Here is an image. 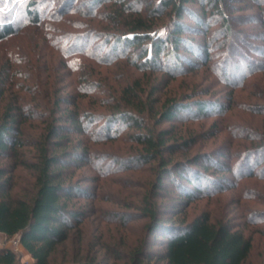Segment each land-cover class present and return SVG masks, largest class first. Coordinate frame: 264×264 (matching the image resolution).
Here are the masks:
<instances>
[{"label":"trees","instance_id":"obj_1","mask_svg":"<svg viewBox=\"0 0 264 264\" xmlns=\"http://www.w3.org/2000/svg\"><path fill=\"white\" fill-rule=\"evenodd\" d=\"M69 1L64 0L59 14L70 13L73 3ZM251 1L260 6L258 0ZM103 3L108 4L105 12L92 11L94 5ZM19 4L22 24L17 15L0 10V42L16 35L23 24L39 26L37 3L21 0ZM231 4V0L80 1L74 11L98 22V30L91 29L84 36L95 35L107 49L93 56L97 64L114 67L121 62L120 66L141 73L124 85L109 69L99 85L83 75L77 93L74 86L70 92L64 93L63 87L58 92L53 81L36 94L20 84L13 86L7 62L0 68V234L17 236L32 264L247 263L252 235L264 240V227L257 226V220L264 218V186L256 194L245 193L237 199L236 221L224 213L215 216L208 209L187 221L184 211L190 201L233 189L236 183L230 178H237V184L252 178L264 181V85L257 84V94L251 97L259 101L246 109L259 123L247 135L217 127L193 133L187 127L209 113L222 115L233 107L232 90L226 97L212 99L206 97L213 96L206 87L196 90L198 85L192 88L191 83L200 68L209 67L211 48L205 36L210 27L221 24L223 39L218 46L236 36L225 13ZM89 7L90 11H83ZM211 17L215 23H210ZM260 25L264 26V20ZM231 46L236 49L237 43L231 40ZM70 48L62 60L77 52ZM249 48L264 59V47ZM230 53H225L219 71L224 82L234 80L238 71ZM252 63L258 64L256 72L264 76V62ZM99 73L96 70L95 75ZM177 77L191 79L185 92L170 88ZM99 90L104 99H98ZM81 91L83 97H79ZM85 96L101 112L86 110L81 101ZM181 114L186 115L185 123L178 126L175 118ZM215 129L217 134L225 132L229 139H238L235 146L189 154ZM106 143L121 144V153L104 155L105 160L115 158L114 165H122L120 171L150 173L148 181L139 185L142 191L122 198L116 210L95 203L110 202L104 195L99 198L102 185L90 189L74 180L77 170L96 158L99 150L92 145ZM143 165L149 167L141 169ZM19 170L29 172L24 185L17 182ZM77 194L86 201L77 199ZM166 197L174 200L169 202L172 205L158 203ZM132 218L146 222L129 240ZM0 264H17L15 254L0 249Z\"/></svg>","mask_w":264,"mask_h":264},{"label":"rangeland","instance_id":"obj_2","mask_svg":"<svg viewBox=\"0 0 264 264\" xmlns=\"http://www.w3.org/2000/svg\"><path fill=\"white\" fill-rule=\"evenodd\" d=\"M20 1L21 0H19V2H17V0H0V10L1 12L8 10V14L17 15L20 24H22V17L20 18V15H24H22L23 6L19 4ZM26 1L28 0H25V2ZM29 1L36 2L38 11L41 12L39 26L23 24L20 26L16 35L9 36L0 42V68H2L6 62L10 65V72L14 76L13 80L15 81L13 86L14 84L15 86L20 84L22 85L21 87H28V90L37 94V89H43V92L44 85L47 82L54 81L56 83L55 87L59 89L58 92H60L62 87L66 89L64 93L70 92L72 89L71 87L74 86L77 89V93L80 90V80L83 75L93 77L95 83L98 85L105 77V72L109 69L113 71L114 78L117 79L119 85H124L128 83L127 81H132L141 76V73L135 70L123 67V65L120 66L118 63L121 62H118V66L115 65L114 67H103L97 64L93 56H97L96 54H98V52L100 53L103 49L102 41L97 39L95 35L84 36V34L89 33L91 29L98 30V22L94 18L84 16L79 10L74 11V9L78 7V3L82 0H70L69 2L73 3L70 13L64 15L58 13L64 0ZM258 1L260 3L259 7H256L251 0H231L232 4L230 7L232 8L226 10L225 13L230 18L231 27L233 28L232 30L236 32V36L228 37L227 35L226 37H228L230 43L227 42L224 46H218L219 42L223 39L221 24H214L211 26L209 33L205 36L211 48L207 64L209 67L200 68L198 75L192 78V81L189 77H185L184 79L183 77H177L176 80L170 84L172 90L180 93L182 91L185 92V84H189V81H191L193 84L192 88L198 85V88H194L196 90L200 89V87H206L211 95H213L209 96V94L206 97H211L212 99L226 97V93L232 90L233 107L222 115L218 112H214V114L209 113L203 121L189 122L187 127L190 128L189 130L193 133L203 132L210 130V128L217 127L218 129L232 128L235 129L237 133L244 132L247 135V133L251 131L250 129L257 128L259 124L258 118H252V116L246 112L249 105L256 103L258 100L251 97L253 94H257V84L264 85L261 81V79H264V76L262 73L256 72V66L258 64L252 63V61L258 63L264 62V59L259 58V56L255 54L254 49L249 48L251 45L252 47L254 45L264 47V26L260 25L264 20V0ZM107 5L106 3L94 5L92 11L98 12V14L103 13ZM10 9L12 11H9ZM90 10V7L83 9V11L86 12ZM184 19L190 21L187 17ZM214 19L216 18L211 17V19H209L210 23H215ZM249 19H254V21L250 22ZM237 32L241 35H237ZM199 39H202V37H199ZM231 40L237 43L236 49L231 46ZM68 47L74 48L77 52L62 60V54H64V51ZM103 51H107V49L105 48ZM227 51H229V53L231 51L228 56L232 63H235L234 66L236 65L238 71L235 72L233 76L235 77L234 80L224 82V77L219 75V71L221 72V62L223 59H226L227 55L225 53H227ZM88 56L91 57L88 58ZM80 66H82V68L85 66L83 72H81L82 68ZM96 70L100 71L98 75H95ZM238 72L240 74L237 76ZM233 81H236L235 86L232 84ZM109 83L111 84V82ZM68 87L69 89H67ZM96 92L98 99H104L105 96H103L101 90ZM79 93V97H83L84 93L82 91ZM98 93L100 94L98 95ZM81 101L86 110L94 113L101 112V109L95 104L94 100H88V96H85ZM223 103L226 102L223 101ZM185 117L186 115H178L175 118L176 124L179 126L181 122H184ZM186 121L188 120L186 119ZM201 122L204 124L199 126ZM29 129L33 128L30 127L28 130ZM216 130L217 129H215V134H212L210 138L201 140L198 146L189 152V154L193 153L195 150L208 153L217 147L223 150L227 146H235L238 139L231 140L225 132L217 134ZM92 147L99 150V152L95 154L96 158H91L89 165L80 167L75 173L74 180L79 181L81 185H84L83 187H89L90 189H93L94 185H97V183L102 185L98 191L99 198L104 195L110 202H103L102 200V202L98 201L95 203L97 205L99 204V206L102 205V207L106 209L116 210L119 208L118 202L122 200V198L128 199L129 194L132 196L133 193L142 191L139 185L148 181L150 173L146 170H137L134 172L120 171L123 169L122 165H114L115 158L111 157L105 160V153H110V155L121 153L120 147L122 146L121 144L119 145V143L93 144ZM25 155L28 156V154ZM147 167L149 166L143 165L141 169ZM98 171L101 173L109 171V174L101 176ZM18 174L20 176L17 182L19 181V183L24 185L28 180L29 172L19 170ZM92 178L96 179L94 184L90 182ZM229 181L236 183L233 189H224L218 194L212 193L213 195H210L208 198L202 196L201 199L188 202L184 208L186 220H190L203 209H208L215 216H220L224 213L228 215L229 218L236 221L238 214L237 199L245 193L251 192L250 195H252V193L255 192L256 194L264 186V181L258 180L257 178H252L247 181L244 180L238 182V184L237 178H230ZM165 184H167V180ZM216 191L217 190H215V192ZM76 197L83 202L86 201V198L82 197L80 194H77ZM163 199L164 200H158V203H169L174 201L168 197ZM168 205L172 204L169 203ZM128 213L133 214L132 211ZM257 221L258 227H264V218H259ZM145 222L146 220L131 219V230L128 235L129 240L134 239V236L140 233V228ZM159 242V240L154 241V244L157 245ZM0 249L11 250L16 256L17 264H27L25 262L30 261L21 248L17 236L7 238L0 234ZM30 264H32V262ZM246 264H264V240L257 234L252 235V248Z\"/></svg>","mask_w":264,"mask_h":264},{"label":"crops","instance_id":"obj_3","mask_svg":"<svg viewBox=\"0 0 264 264\" xmlns=\"http://www.w3.org/2000/svg\"><path fill=\"white\" fill-rule=\"evenodd\" d=\"M22 248V247H21ZM23 249V248H22ZM25 255L27 256V258L30 260L29 263L32 262V259L30 258V256L24 251Z\"/></svg>","mask_w":264,"mask_h":264},{"label":"built area","instance_id":"obj_4","mask_svg":"<svg viewBox=\"0 0 264 264\" xmlns=\"http://www.w3.org/2000/svg\"><path fill=\"white\" fill-rule=\"evenodd\" d=\"M25 263H27V264H30V263H29V262H27V261H26Z\"/></svg>","mask_w":264,"mask_h":264}]
</instances>
